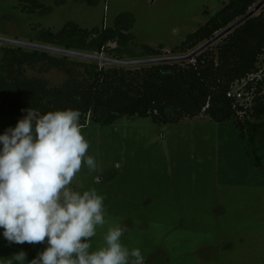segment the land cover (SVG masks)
<instances>
[{"label": "rangeland", "instance_id": "374dc122", "mask_svg": "<svg viewBox=\"0 0 264 264\" xmlns=\"http://www.w3.org/2000/svg\"><path fill=\"white\" fill-rule=\"evenodd\" d=\"M229 1L0 0V38L61 48L46 43L42 33H57L69 22L114 27L130 14L123 25L132 24L134 40L121 47L123 53L77 52L123 62L184 57L203 44L184 53L172 49ZM4 46L17 45L0 43V61ZM144 46L162 47V54L146 56ZM25 72L54 86L66 78L56 69L25 67ZM24 115L0 112V135ZM243 116L242 121L264 122ZM82 134L97 167L89 172L82 165L69 187L95 188L106 208L105 224L90 241L92 251L105 246L109 228L123 225L122 245L140 249L144 264H264V125L255 135L246 130L242 136L233 120L217 122L205 114L168 123L124 116L110 124L88 118ZM3 231L0 264L20 251L27 253V263L47 247L46 241L9 244Z\"/></svg>", "mask_w": 264, "mask_h": 264}, {"label": "trees", "instance_id": "16d2710c", "mask_svg": "<svg viewBox=\"0 0 264 264\" xmlns=\"http://www.w3.org/2000/svg\"><path fill=\"white\" fill-rule=\"evenodd\" d=\"M261 1L230 0L172 51L196 49ZM128 17L131 20L130 14L120 16L114 27L93 29L69 22L57 33L44 31L42 37L48 44L72 51L123 53L121 47L134 40L132 24L123 25ZM110 42L118 46L109 49ZM162 49L144 46L143 54L160 55ZM2 51L0 112L4 114H21L29 108L41 114L71 108L81 112L82 125H86L88 118L102 124L114 123L124 116L151 117L156 123H168L205 114L217 122L233 120L242 136L246 130L255 135L264 125L246 118L264 120V78L257 83L252 108H241L227 97L236 82L260 70L264 55V5L189 62L167 61L128 68L22 46H4ZM25 67H40V71L48 72L56 69L66 78L61 85H50L44 77L27 76ZM240 109L245 112V121L239 119Z\"/></svg>", "mask_w": 264, "mask_h": 264}, {"label": "clouds", "instance_id": "9594fccd", "mask_svg": "<svg viewBox=\"0 0 264 264\" xmlns=\"http://www.w3.org/2000/svg\"><path fill=\"white\" fill-rule=\"evenodd\" d=\"M81 112L75 109L41 114L27 109L15 127L0 135V228L9 244H43L29 264H144L141 250H129L121 225L109 228L105 246L91 250L97 226L105 224L104 197L95 188L69 187L85 165L96 170L87 155ZM20 251L2 264H25Z\"/></svg>", "mask_w": 264, "mask_h": 264}, {"label": "water", "instance_id": "95a60500", "mask_svg": "<svg viewBox=\"0 0 264 264\" xmlns=\"http://www.w3.org/2000/svg\"><path fill=\"white\" fill-rule=\"evenodd\" d=\"M264 5V0H262L255 8H253L247 15L242 17L241 19L237 20L235 23L230 25L228 28L217 34L213 39L207 41L204 43L202 46H200L197 50L189 54L188 56L184 57H172V58H160V59H148V60H140V61H132V62H123L120 60H114L110 58H105L101 57L98 55H93V54H88V53H83V52H77V51H72V50H67V49H62V48H57L53 46H46V45H37V44H32V43H24L20 42L17 40H9V39H4L0 38V43H8V44H14L17 46H22V47H27V48H32V49H38L42 51H47L51 53H56V54H63V55H68V56H73L81 59H86V60H91V61H97L101 62L103 64H115V65H124V66H130V65H148V64H154V63H160V62H167V61H182V60H188L192 59L194 56H196L198 53L218 41L220 38L225 36L227 33L235 29L237 26H239L241 23H243L245 20L256 14L259 9Z\"/></svg>", "mask_w": 264, "mask_h": 264}, {"label": "built area", "instance_id": "2783aa9c", "mask_svg": "<svg viewBox=\"0 0 264 264\" xmlns=\"http://www.w3.org/2000/svg\"><path fill=\"white\" fill-rule=\"evenodd\" d=\"M264 78L263 70L250 74L247 78L236 82L231 90L228 92L227 97L234 100L241 108H252L256 98L257 83ZM236 106V105H235ZM239 116L245 114L240 109L237 112Z\"/></svg>", "mask_w": 264, "mask_h": 264}]
</instances>
